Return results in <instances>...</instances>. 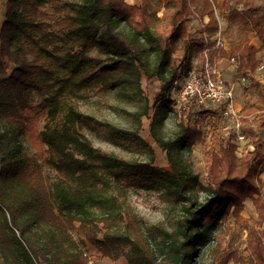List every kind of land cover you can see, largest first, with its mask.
Segmentation results:
<instances>
[{
	"label": "trees",
	"instance_id": "obj_1",
	"mask_svg": "<svg viewBox=\"0 0 264 264\" xmlns=\"http://www.w3.org/2000/svg\"><path fill=\"white\" fill-rule=\"evenodd\" d=\"M231 1L223 0V11L230 10V25L245 34L232 46V57L237 59L238 73L247 76L260 66L264 8L254 7L251 0H237L242 9L233 8ZM215 8L213 0H143L137 9L126 0H0L3 264H88L72 233L81 236L83 245L97 247L102 257H124L126 264H195L198 247L209 240L210 229L226 230L231 213L238 227L248 232L251 256L247 262L225 249L221 235L210 251L214 264L232 260L264 264V233L256 229L264 224L261 141H252L255 151L239 158L237 145L231 142L235 134L225 137L219 149L208 152L209 185H205L171 158L168 171L96 148L84 130L95 120L79 109V102L92 92L116 90L138 97L143 77L161 83L158 100H163L205 49L204 39L199 41L190 32V18L196 15L202 21L207 16L209 22L200 35L214 37L219 31ZM254 31L261 41L259 50L249 44ZM210 48L207 58L212 62L226 58L223 46L213 42ZM203 63L202 58L200 72ZM164 103L173 112L172 101L167 98ZM257 110L247 105L242 111V133L248 138L256 135L249 118ZM154 117L156 124L159 118ZM187 118L170 148L191 150L203 143L201 132L191 125L192 116ZM106 127L112 138L133 139L132 133ZM23 141L34 150L32 156H20ZM46 168L58 174L57 183L49 182ZM139 185L160 190L172 208L179 209L169 228L163 223L144 228L129 212L122 196ZM200 192L203 203L198 201ZM247 199L257 208L259 222L242 218ZM156 238L161 239L157 251L151 243Z\"/></svg>",
	"mask_w": 264,
	"mask_h": 264
},
{
	"label": "rangeland",
	"instance_id": "obj_2",
	"mask_svg": "<svg viewBox=\"0 0 264 264\" xmlns=\"http://www.w3.org/2000/svg\"><path fill=\"white\" fill-rule=\"evenodd\" d=\"M163 1V0H161ZM215 2V13L219 23V31L210 37L206 33L202 36L200 31L205 29V26L209 22V18L205 16L202 21L199 20V16L190 18L189 29L191 34L200 41L204 39V51L201 56L193 58V65L191 70H196L201 73L202 58L205 63L210 61L211 66L215 70H225L226 66H230L231 62L226 58H218L215 61L207 58V54L212 50L210 45L213 42L220 41L224 47L229 43L231 46L241 41L245 34L236 25H230L228 20L229 11H223V0H213ZM251 3L257 6H264V0H254ZM143 0H126L127 5L130 8H139ZM48 6V3H43ZM231 5L233 8L242 9V6L237 5V0H232ZM164 9L158 13V17L162 18ZM3 19L0 17V28ZM121 28L125 29V25L121 24ZM123 29V30H124ZM129 34V30L125 29ZM199 32V33H196ZM256 32H252L248 38L249 41L256 39ZM258 40V38H257ZM218 46V45H217ZM217 48V47H216ZM181 58V54H178ZM203 63V64H204ZM186 76V78H185ZM187 74L183 77L187 79ZM234 78V77H233ZM181 77L179 80L181 81ZM258 79V78H257ZM257 79H252L251 88L252 94L249 99V104L256 105L262 111L264 110V84L260 83ZM234 84V83H233ZM161 83L156 79L148 81L146 77H143L141 82L142 95L138 97L129 98L128 95H121L118 91H112L109 93L92 92L85 96L86 98L79 102L80 111L93 118L94 124L92 128L85 127V132L89 139L92 141L96 148L103 151L113 153L116 156L127 160L137 161L142 163H151L154 166L170 170L169 158L181 162L187 173L196 177L199 182L205 185L208 184V152L213 149H219L222 141L224 140V133L233 135L240 124V119H226L223 116V112L217 113L222 108L214 104H202L198 105L195 102H190L185 107L177 105L173 91L166 93V97L159 101L162 93ZM177 95V94H176ZM236 96L238 99V89L236 90ZM172 101L171 109L173 112H169L165 106V99ZM236 99V100H237ZM148 111V112H147ZM186 114H183L184 112ZM147 112V113H146ZM264 112V111H263ZM256 112L251 119V127L255 131V138L249 140L261 141L262 154L264 155V113ZM213 113H216L213 117ZM192 116L191 125L201 132L202 144H197L191 150L181 147L170 148L168 145L172 143L181 131L182 124H188L186 117ZM135 116V117H134ZM158 116L159 122L154 124L155 117ZM107 124L116 126L121 130H125L132 133L134 141H123L112 138L109 134ZM190 125V126H191ZM240 127L242 128L241 124ZM242 130V129H241ZM157 140L162 142L166 146V151L163 150L158 144ZM39 145L34 143V148L37 149ZM33 151L27 141H23L21 144L22 157L32 156ZM25 154V155H23ZM27 154V155H26ZM260 176L264 174V165L260 169ZM45 175L49 182L57 183L59 181L58 174L50 169H45ZM260 179L261 191L264 193V182ZM198 201L200 203L205 202V196L202 192L198 195ZM122 200L126 201L129 212L137 218V220L143 225L144 228L150 226H156L161 223L166 227L172 225V218L180 214L179 209L175 210L172 205L167 201L164 193L151 186H134L127 189L122 196ZM93 212H98V208H93ZM243 219L252 222H259L260 218L257 212V208L253 204L251 199H247L244 204L243 212L241 213ZM254 220V221H253ZM236 219L230 214L227 220V229L219 231L216 227L210 229L209 240L198 247L196 253L195 264H214L210 251L216 246V240L223 238V246L229 251H235L238 258L244 259L249 262L250 251L248 246V232L238 227ZM254 225V224H251ZM260 226V227H259ZM256 229L264 233V224L256 226ZM71 237L73 241L78 245V250L82 253L84 259L88 260V264H126L124 257L114 260L107 257H102L99 249L91 244L83 245L80 240L81 236L78 233H72ZM216 238V240H215ZM264 241V237H263ZM152 246L157 251V245L161 243L160 238L151 240ZM233 260L230 264H233ZM0 264L3 262L0 260ZM245 264H251L246 263Z\"/></svg>",
	"mask_w": 264,
	"mask_h": 264
},
{
	"label": "built area",
	"instance_id": "obj_3",
	"mask_svg": "<svg viewBox=\"0 0 264 264\" xmlns=\"http://www.w3.org/2000/svg\"><path fill=\"white\" fill-rule=\"evenodd\" d=\"M217 45L222 46L220 41H217ZM229 61L231 65L238 67L235 57L231 56ZM250 74L240 77L239 82L242 84L247 83ZM187 75V79H185L186 76L185 78L182 76L183 79L178 80L172 89L177 105L185 107L190 102H195L198 105L214 104L222 108L219 112H223L224 118L241 119L235 108L234 85L227 84L222 73L215 70L208 60L204 63L201 73L190 70ZM236 127L238 128V131L234 133L236 138L232 139L231 142L237 145V155L242 158L254 152L255 146L248 136L242 133L240 124ZM225 137H231V134L227 133Z\"/></svg>",
	"mask_w": 264,
	"mask_h": 264
},
{
	"label": "crops",
	"instance_id": "obj_4",
	"mask_svg": "<svg viewBox=\"0 0 264 264\" xmlns=\"http://www.w3.org/2000/svg\"><path fill=\"white\" fill-rule=\"evenodd\" d=\"M252 2H254V0ZM253 6L254 7L264 8V6H257V5H253ZM254 32H256V31H254ZM254 34L258 38L257 33H254ZM257 38L256 39L254 38L252 41H249V44L251 46L255 47L257 50H259L261 48V41L259 40V38L257 40ZM226 44H228V45L224 44V50H225V53H226V59L228 60V58H230L232 56V54H233V49H232L231 44H229L227 42H226ZM226 59H224V60H226ZM257 59L260 62V66L254 72H252V73L249 72L251 74H250V77L248 78L247 83H245V84H242V83L239 82V78L242 77V75H240L238 73V68H236V66H233V65H230L228 67L226 66L224 72H223V70L220 69V72L222 73V76H223L224 80L227 82V84L234 85V88H235V108H236V111L241 116V118H242V111L245 108V106L253 105L251 103L249 104V99L251 98V94H252V88H251L252 79H254V78L257 79L258 78L257 80L260 83L264 84V49L261 50L257 54ZM237 89H238V99H237V96H236V90ZM257 108H258L257 112H263L264 111V110L262 111L259 107H257ZM216 112L220 113L219 111H216ZM215 114L216 113H213V117L215 116ZM253 115H251L250 118ZM250 118H249V120H250V123H251V119ZM240 124L243 127L241 120H240ZM251 126L252 125L250 124L249 127H251ZM226 134L227 133L225 132L224 133V138H225ZM260 178L264 182V174H262Z\"/></svg>",
	"mask_w": 264,
	"mask_h": 264
}]
</instances>
